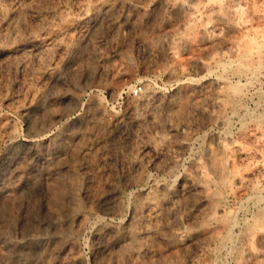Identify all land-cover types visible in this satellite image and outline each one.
<instances>
[{"label": "rangeland", "instance_id": "obj_1", "mask_svg": "<svg viewBox=\"0 0 264 264\" xmlns=\"http://www.w3.org/2000/svg\"><path fill=\"white\" fill-rule=\"evenodd\" d=\"M262 102L264 0H0V264H264Z\"/></svg>", "mask_w": 264, "mask_h": 264}, {"label": "bare ground", "instance_id": "obj_2", "mask_svg": "<svg viewBox=\"0 0 264 264\" xmlns=\"http://www.w3.org/2000/svg\"><path fill=\"white\" fill-rule=\"evenodd\" d=\"M113 1V0H112ZM115 1V0H114ZM109 2V1H108ZM107 3V2H106ZM105 4V3H104ZM108 5V4H107ZM115 5V4H114ZM114 5L112 6V8H114ZM111 6V5H110ZM110 6L109 7H106L107 9H105V13L104 14H106L107 12H108V14H109V9H110ZM100 11V10H99ZM100 12H102V11H100ZM111 12V11H110ZM99 13V12H98ZM103 14V15H104ZM107 14V15H108ZM98 15V14H97ZM102 14H100V16H101ZM105 16V15H104ZM102 17V16H101ZM106 17V16H105ZM110 17V16H109ZM109 17H107V18H109ZM87 33H88V31H86ZM46 41V40H45ZM50 42H52V41H50ZM21 44V43H20ZM33 45V44H32ZM153 45V44H152ZM76 46V45H75ZM36 47V46H35ZM73 48V47H72ZM78 48V47H77ZM2 49V48H1ZM10 49V48H9ZM17 49V48H16ZM32 49V48H31ZM26 50V49H25ZM21 51V53H26V51ZM29 50V49H28ZM37 50V49H36ZM75 50V49H74ZM2 51V50H1ZM30 52L32 53L33 51L32 50H30ZM74 52V51H73ZM76 52V51H75ZM78 52V51H77ZM11 53V52H10ZM171 53V51H170V47L169 48H167V49H164V50H158V49H150L149 51H148V56L149 57H155V56H160L161 57V55H165V54H170ZM173 53V52H172ZM2 54V53H1ZM5 55V54H4ZM36 55H38L37 53H36ZM171 55V54H170ZM9 56V55H8ZM22 61V60H21ZM24 61V60H23ZM27 61V60H26ZM56 74V73H55ZM57 75V74H56ZM55 77V76H54ZM53 77V78H54ZM56 81H59V80H57V77H56V79H55ZM54 80V81H55ZM152 80V79H151ZM58 83V82H57ZM55 84V83H54ZM53 84V85H54ZM146 84V87H147V89L145 90V91H147V93H149L150 94V92H149V88H148V86H149V82H146L145 83ZM145 87V86H144ZM235 90H236V87L234 88ZM234 90V91H235ZM238 90V89H237ZM146 93V92H145ZM152 95V94H151ZM155 97V96H154ZM131 98V97H130ZM149 98V97H148ZM132 99V98H131ZM152 99V98H151ZM154 99V98H153ZM258 105V104H257ZM259 106H261V108H262V111H261V113L260 114H258V115H253L251 118L254 120V121H256L257 122V120L258 119H261V118H263L264 117V102H262V103H259ZM127 113H126V115H125V117H127V116H131L132 115V110L131 109H128L127 111H126ZM250 112H252V111H250ZM255 113V112H254ZM257 113V112H256ZM134 114V113H133ZM252 114V113H251ZM134 116V115H133ZM251 116V115H250ZM124 119H126V118H123V120L122 119H120L121 120V122H123L124 121ZM119 120V121H120ZM119 123V122H118ZM36 124V123H35ZM125 124V123H124ZM126 125V124H125ZM122 126V125H121ZM120 126V127H121ZM124 126V125H123ZM125 127V126H124ZM123 127V128H124ZM134 136V135H133ZM123 137V136H122ZM130 137V136H129ZM131 138H132V136H131ZM117 139V138H116ZM127 139H129V138H127ZM133 139V138H132ZM130 140V139H129ZM128 141V140H127ZM131 141V140H130ZM132 142V141H131ZM104 143V142H103ZM110 144V143H109ZM101 145V144H100ZM90 150V149H89ZM88 151V150H87ZM106 160V159H105ZM18 162H22V160L21 161H18ZM23 163H24V161H23ZM106 163V162H105ZM105 163L104 164H102V165H104V166H106L105 165ZM108 163V162H107ZM113 163V162H112ZM87 165V164H86ZM109 165H111V164H109ZM2 166V165H1ZM6 166H7V164H6ZM5 166V167H6ZM84 166V165H83ZM15 167V166H14ZM87 167V166H86ZM111 167V166H110ZM1 168V167H0ZM84 168V167H83ZM104 168V167H103ZM108 168V167H107ZM106 168V169H107ZM13 169V168H12ZM89 169V168H88ZM7 170V169H6ZM9 170V169H8ZM91 171V170H90ZM109 172V171H108ZM4 173H5V171H4ZM16 173H18V172H16ZM90 174L92 173V174H94L93 173V171H91V172H89ZM20 174H21V172H20ZM5 176H6V178L7 179H9V180H11V179H13V177H15L16 175H15V172H14V170L13 171H9V172H6V174H5ZM18 176H20V175H18ZM93 176L94 175H92V179H93ZM90 179H91V177H90ZM15 182V181H14ZM5 183H6V181H5ZM11 183H12V181H11ZM95 183V182H94ZM13 184V183H12ZM92 184V183H91ZM8 185V184H7ZM106 185V184H105ZM6 186V185H5ZM7 187V186H6ZM76 196V195H75ZM69 197V196H68ZM116 197V196H115ZM74 198H76V197H74ZM108 236V235H107ZM71 247H72V245H70ZM69 248V247H68ZM72 252V251H71ZM77 254H79V252H73V258L75 259V261L77 260ZM69 256H71V255H69ZM69 259H70V257H69ZM79 259V258H78ZM61 261V260H60ZM63 261H65V258H63ZM74 261V260H73ZM68 262H70V260L68 261ZM67 263V262H66ZM59 264H61L60 262H59Z\"/></svg>", "mask_w": 264, "mask_h": 264}, {"label": "built area", "instance_id": "obj_3", "mask_svg": "<svg viewBox=\"0 0 264 264\" xmlns=\"http://www.w3.org/2000/svg\"><path fill=\"white\" fill-rule=\"evenodd\" d=\"M142 88L141 87H136L135 93H138Z\"/></svg>", "mask_w": 264, "mask_h": 264}]
</instances>
